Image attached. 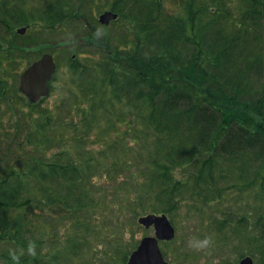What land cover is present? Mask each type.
<instances>
[{
	"label": "trees",
	"instance_id": "trees-1",
	"mask_svg": "<svg viewBox=\"0 0 264 264\" xmlns=\"http://www.w3.org/2000/svg\"><path fill=\"white\" fill-rule=\"evenodd\" d=\"M184 1L180 15L165 14L162 3L153 1L158 11L154 18L144 17L149 14L143 4L141 20L127 16L131 24L140 25L129 36L132 42L136 40L132 46L129 37L121 47L101 35L90 36L103 47L101 56L85 62L70 58L74 90L63 96V104L68 102L69 108L52 110L41 107L45 99L31 104L20 94L17 70L39 57L45 32L53 31L67 15L73 19L71 6L68 11L66 2L50 3L45 14L35 19L31 10L12 12V5L0 0V242H12L19 249L0 253V261L77 264L82 253H89L84 250L92 249L91 234L96 241L104 240L90 225L95 218L91 195L96 172H86L94 156L83 148L92 133L94 142L114 151L127 149L119 139L118 129L124 127L139 150L141 140L156 145L149 175L145 173L149 167L140 169L132 160H98L117 175L115 180L126 182L128 172L136 177L138 172L133 170L142 173L135 183V187L140 184L136 204L152 199L155 204L148 209L140 206L138 213H165L176 224L173 218L184 206H210L223 199L217 186L226 177L225 171L218 172L220 159L254 170L257 165L251 180L250 172L243 169L240 181L245 183L244 190L264 187V0ZM36 21L41 30L24 36L15 32V27L36 25ZM17 99L25 100L27 108H13ZM2 104L12 111L9 129L5 128ZM104 120L106 125H102ZM112 131L116 139L109 143ZM67 145L78 152L71 153ZM140 155L139 151L137 159ZM99 164H94L96 171ZM177 172L185 178L178 179ZM31 209L41 214L29 212ZM248 214L250 222L240 219L239 226H230L225 219L216 220L219 226L214 224L220 233L227 224L242 237L251 236L264 264V209L253 225ZM30 215L38 223L40 217L50 223L61 216L73 220L72 235L53 251L49 262L44 261L41 249L30 254L40 246L32 239L39 227ZM121 248L122 244H116L115 251ZM132 248L121 252L123 262ZM92 252L107 260L115 254Z\"/></svg>",
	"mask_w": 264,
	"mask_h": 264
},
{
	"label": "rangeland",
	"instance_id": "rangeland-1",
	"mask_svg": "<svg viewBox=\"0 0 264 264\" xmlns=\"http://www.w3.org/2000/svg\"><path fill=\"white\" fill-rule=\"evenodd\" d=\"M106 0H94L95 8L103 4ZM183 2L184 0H163L162 1V11L165 14L170 15H180L183 13ZM54 3V2H52ZM49 1L35 0L30 2L27 6L35 14V19L41 17L44 11L48 8ZM144 8H147L149 15L144 16L154 18L158 11L155 10V6L151 3V0H143L141 3ZM24 5V4H23ZM239 5V2H237ZM25 6V5H24ZM93 7V5H92ZM22 10V8H20ZM97 10V8H96ZM95 11V10H94ZM94 14V12H92ZM96 14V13H95ZM239 14V13H238ZM35 27L40 29L41 24L36 21ZM163 22V21H162ZM35 29V28H33ZM41 30V29H40ZM49 34L50 32L47 31ZM62 34L59 35L56 30L52 35L45 36L44 44L42 45V51L39 56L45 51L50 49L54 43L57 41H62ZM41 49V48H40ZM54 52V51H53ZM58 60L60 62L57 80L52 83L53 90L50 95L41 104L43 109L49 108L55 110L56 108H69L67 104H63L64 92H71L74 90L71 82L70 75L64 58L62 57L63 52H56ZM37 55V54H36ZM35 55V56H36ZM54 56V55H53ZM101 54L94 48H86L82 55H79V59L85 62L87 59L92 58L98 60ZM56 57V56H55ZM54 57V59H55ZM56 61V59H55ZM27 67L24 63L17 70V87L19 86V78L21 72ZM209 70L213 71L212 67H207ZM26 99V98H25ZM27 100V99H26ZM15 105L13 108L26 109L27 102L23 99L15 100ZM2 112L4 114L3 118L5 120V128L9 129L10 118L12 111L6 104H2ZM121 108V107H119ZM143 112H147L148 108L141 105ZM122 109V108H121ZM8 121V122H7ZM107 122L104 120L102 125H106ZM127 126V123L124 124ZM131 127L133 125L131 124ZM121 135L119 139L124 140L125 147L127 148L124 152L122 149L114 148L103 143L94 142L95 133L91 134V140L87 147L83 150L90 151L91 155L94 156L93 162H90L87 173L92 174L94 171L96 179V187H94L95 193L92 196L93 203L95 206V218L90 220L91 230H95L94 233L103 238L104 240L96 241L95 235L91 234L90 243L92 244V249H86L82 253L77 261L79 264H123L121 260V252L127 249V247L138 246L141 239L145 236L154 235V231L140 227L137 224V219L140 215L144 213H138L140 206H145V209L150 208L155 201L147 200L144 204H136V188L140 186L135 183L137 179L142 178V173L139 170H133L138 172L136 177H133L130 172L124 175L126 182L122 180H115L117 175L108 172L107 166H101L98 160L109 163L113 159H128L135 163H138L140 169H149L145 172L146 175L152 173L151 160L156 157L153 148L156 146L153 141L146 144L141 140L140 150L138 147L133 146V140L131 137L127 136L125 130L127 128H119ZM111 137L107 140L111 143L112 140L116 139L115 133L112 131L110 133ZM133 146V147H132ZM131 147V150L127 151ZM66 148L71 153L76 154L78 149L76 147L67 145ZM80 149V148H79ZM141 152L140 159L138 158V153ZM104 154L105 156H102ZM94 164H99L98 170L94 168ZM218 172H226V177L222 178L217 186L223 191V199L211 203V205H190L189 207L184 206L180 210V214L177 212L174 216L176 224V237L174 242L168 244L162 243L161 249L167 261L171 264H239V261L245 256L253 257L255 264L260 263V256L258 255V248L256 250V243L254 240H250L242 237L240 233L234 229H229L230 226H239L238 221L245 219V221L250 222V215L253 225L256 221V215L261 210L264 209V187L260 188L259 185H255L248 190H244V182L240 181V177L244 175L243 169H247L251 175L250 180L255 176L257 170V165L255 167L249 166L247 168L244 165H239L234 163V161H227L225 159H220L217 165ZM97 168V167H96ZM178 179L183 180L185 175L183 173L177 172ZM138 182V181H137ZM236 184V188H232ZM103 188V190H101ZM229 191V193H227ZM226 193V194H225ZM210 195L207 193L206 196ZM148 207V208H147ZM225 211V213H223ZM35 215H40L41 211L38 209H31ZM148 213V212H146ZM233 213V214H229ZM232 220V222L227 219V217ZM39 228L35 229L32 235L34 241H39V248H34L31 250L30 254L37 252L39 249L44 254V261L49 262L50 255L53 254L54 250L60 249L61 242L70 237L73 232V220L66 218V216H61L62 219L54 222H44L43 218L35 219ZM225 219L227 224H225L221 230V233L217 231V226L221 221ZM37 220V221H36ZM217 220V221H216ZM216 223V225L214 224ZM245 227V225H241ZM238 228V227H237ZM235 232V234H234ZM207 241V243H205ZM116 244H122L121 250L115 251ZM11 251H18L19 249L9 241L0 242V253ZM103 251L106 250L111 254H114L113 259L107 260L106 258H97L93 256L92 251ZM24 254L23 250L20 252ZM107 260V261H106ZM0 264H5L4 260L0 261ZM61 264H64L61 262Z\"/></svg>",
	"mask_w": 264,
	"mask_h": 264
},
{
	"label": "flooded vegetation",
	"instance_id": "flooded-vegetation-1",
	"mask_svg": "<svg viewBox=\"0 0 264 264\" xmlns=\"http://www.w3.org/2000/svg\"><path fill=\"white\" fill-rule=\"evenodd\" d=\"M12 4V12L19 11L20 8L28 13L30 9L27 5L35 0H7ZM49 2H66L68 5L66 9L69 11L71 6L70 19L67 15L62 20L61 24H57L55 29L59 35H63L62 41H57L54 45L56 50L62 51L64 58H67L68 52H75L71 55L73 60L79 58L86 48H94L102 51L103 47L94 44L90 36L101 35L106 40L109 39L110 43L113 41L115 45L121 47L125 46L126 34H135L139 30V23L131 24L127 20L131 16L136 20L142 18V0H106L103 4L94 6V0H41ZM158 2L159 0H151V3ZM25 6H24V5ZM93 5V7H92ZM95 10V11H94ZM94 12V14H92ZM112 12L117 15V18H111L108 24L100 22V17L107 13ZM96 13V14H95ZM56 30H53L54 32ZM110 37V38H109ZM67 60V59H66ZM149 230L154 231L151 227Z\"/></svg>",
	"mask_w": 264,
	"mask_h": 264
},
{
	"label": "water",
	"instance_id": "water-1",
	"mask_svg": "<svg viewBox=\"0 0 264 264\" xmlns=\"http://www.w3.org/2000/svg\"><path fill=\"white\" fill-rule=\"evenodd\" d=\"M117 15L107 12L100 17L102 23L108 24ZM24 34L26 28L18 30ZM56 71V64L50 54L43 55L32 63L20 76L19 91L26 96L31 104L38 103L50 93V82ZM140 225L154 227L155 236L146 237L139 247L130 255L127 264H169L159 247V241H170L175 237V229L166 215L150 214L140 217ZM239 264H255L252 257L243 258Z\"/></svg>",
	"mask_w": 264,
	"mask_h": 264
},
{
	"label": "clouds",
	"instance_id": "clouds-1",
	"mask_svg": "<svg viewBox=\"0 0 264 264\" xmlns=\"http://www.w3.org/2000/svg\"><path fill=\"white\" fill-rule=\"evenodd\" d=\"M205 243H207V241H205Z\"/></svg>",
	"mask_w": 264,
	"mask_h": 264
}]
</instances>
